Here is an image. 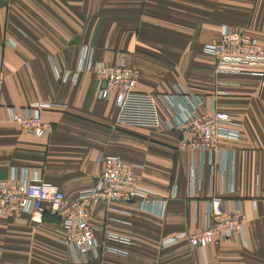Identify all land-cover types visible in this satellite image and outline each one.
<instances>
[{"label": "crops", "instance_id": "crops-1", "mask_svg": "<svg viewBox=\"0 0 264 264\" xmlns=\"http://www.w3.org/2000/svg\"><path fill=\"white\" fill-rule=\"evenodd\" d=\"M225 26L247 31L264 46V0H0V180L38 172L75 199L100 175L99 156L110 155L139 166L141 184L167 202L163 217L139 203L94 205L98 238L108 231L131 243L109 242L126 256L106 253L88 261H77L62 244L51 213L39 222L29 215L0 221V264H264V77L260 68L251 75L215 72L216 59L205 46ZM83 48L105 65L125 59L140 74L141 92L169 96L171 110L160 102L164 126L119 123L114 98L97 97L95 74L74 81ZM67 72L69 80L58 78ZM182 89L206 99L199 114L210 109L214 94L226 93L217 108L242 127L238 140L219 143L227 153L221 159L194 155L168 127L182 119L183 108L192 110L179 97ZM34 104L52 106L42 114L53 126L46 138L10 120V109ZM211 196L222 197L230 210L240 204L248 220L246 246L230 241L203 254L187 241L166 247L181 233L202 230Z\"/></svg>", "mask_w": 264, "mask_h": 264}, {"label": "built area", "instance_id": "built-area-1", "mask_svg": "<svg viewBox=\"0 0 264 264\" xmlns=\"http://www.w3.org/2000/svg\"><path fill=\"white\" fill-rule=\"evenodd\" d=\"M205 53L216 59L215 72L219 75H251L253 68H260L259 76L264 77V46L245 30H233L223 27L220 37L205 46ZM81 73H93L97 78V97L100 100L114 98L119 123L161 128L164 121L160 111V102H166L171 108L174 102L169 96L141 92L138 89L139 72L131 68L125 59L115 65L97 62L93 50L83 48L79 65L73 80ZM66 82L70 73L58 74ZM4 76L0 74V90ZM179 97L188 101L192 110L182 109V119L168 127L181 136L183 146L200 158L209 156L221 159L227 153L219 147L222 140L235 141L240 138L242 125L228 113L218 110L217 99L226 95L218 92L210 98V109L199 114L198 107L206 101L203 97H191L186 90L178 91ZM179 97L175 96L177 100ZM50 104H34L26 108H12L10 120L25 130L32 131L38 138H46L53 131V126L43 121V112L51 108ZM102 165L100 175L94 185L79 193L75 199L49 184L38 172L30 178L28 174L13 172L10 178L0 180V221L17 220L24 215L39 222L46 213L59 219L61 242L77 261H88L103 254L111 253L126 256L122 250L109 242L130 245L129 237L113 232H100L91 224V209L96 204L108 207L119 203H139L142 211L157 217H163L167 202L157 199V194L144 187L137 176V165L126 164L120 157L100 155ZM226 162H223L225 170ZM232 191V190H231ZM175 197V192H173ZM255 205V202H254ZM247 217L239 203L230 210L220 196H211L207 205L205 223L195 235L181 233L167 242L165 246L187 241L194 253L203 254L210 245L235 242L246 246ZM202 258V256H200Z\"/></svg>", "mask_w": 264, "mask_h": 264}]
</instances>
